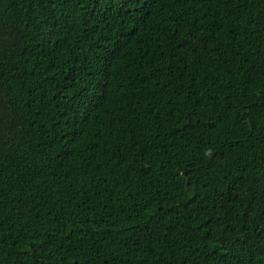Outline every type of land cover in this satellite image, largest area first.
Masks as SVG:
<instances>
[{
  "label": "trees",
  "instance_id": "1",
  "mask_svg": "<svg viewBox=\"0 0 264 264\" xmlns=\"http://www.w3.org/2000/svg\"><path fill=\"white\" fill-rule=\"evenodd\" d=\"M0 264H264V0H0Z\"/></svg>",
  "mask_w": 264,
  "mask_h": 264
}]
</instances>
